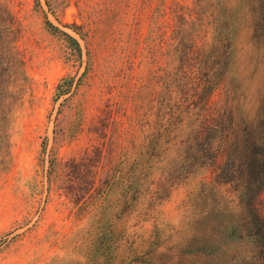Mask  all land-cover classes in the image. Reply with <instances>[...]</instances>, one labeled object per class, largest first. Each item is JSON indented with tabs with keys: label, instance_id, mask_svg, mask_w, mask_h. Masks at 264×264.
<instances>
[{
	"label": "rangeland",
	"instance_id": "rangeland-1",
	"mask_svg": "<svg viewBox=\"0 0 264 264\" xmlns=\"http://www.w3.org/2000/svg\"><path fill=\"white\" fill-rule=\"evenodd\" d=\"M39 2L9 0V12L0 21V264H90L111 223L123 234L114 264H134L136 257L152 255L176 260L192 223L200 218L202 207L189 198L198 192L202 176L174 187L153 213L147 211V198L123 212L119 185L101 212L67 195L61 184L70 182L66 184L87 194L94 184L92 172L98 171L93 190L108 188L109 161L116 164L123 154L124 142L116 134L128 106L125 95L138 92L152 72L167 66L176 30L184 35L187 24L200 31V43L213 38L209 2ZM241 15L236 75L244 80L248 99L243 107L251 118L264 88V43L253 36L250 14ZM47 20L77 39L82 52ZM72 77L71 91L57 97L62 79ZM221 96L222 90L217 91L215 98ZM110 109L118 122L109 115L99 123L98 115ZM86 152L98 167L86 163L50 173L54 153L65 161ZM219 187L231 206L241 210L237 194Z\"/></svg>",
	"mask_w": 264,
	"mask_h": 264
},
{
	"label": "trees",
	"instance_id": "trees-1",
	"mask_svg": "<svg viewBox=\"0 0 264 264\" xmlns=\"http://www.w3.org/2000/svg\"><path fill=\"white\" fill-rule=\"evenodd\" d=\"M8 2L0 0V21L9 12ZM206 2L211 6L213 38L200 43V31L189 30L187 24L184 35L176 30L167 66L161 73L152 72L138 92L125 95L128 106L116 134L124 142L123 154L118 163L109 161L113 166L108 188L102 185V191L93 190L98 171L92 172L94 184L87 194L66 184L70 182L61 184L67 195L88 201L101 212L119 185L123 212L147 198V211L153 213L174 187L202 176L198 192L189 198L192 205L202 207L200 218L184 238V252L176 260L138 256L134 264H264V88L256 115L250 118L243 107L248 99L244 80L236 75L235 48L241 13L250 14L253 36L264 43V4L261 0ZM47 22L82 52L77 39ZM73 85L74 77L63 78L57 97L68 94ZM219 90L222 96L216 99ZM109 115L115 118L113 110H103L99 123ZM50 161L51 174L67 166L99 165L89 152L65 161L54 153ZM208 173L210 177L205 178ZM219 186L237 194L241 210L231 206ZM122 236L111 223L97 244L100 254L93 255L90 264H114L113 253Z\"/></svg>",
	"mask_w": 264,
	"mask_h": 264
}]
</instances>
